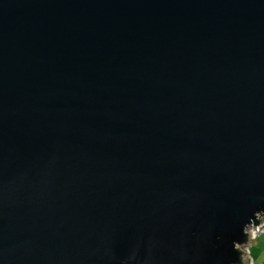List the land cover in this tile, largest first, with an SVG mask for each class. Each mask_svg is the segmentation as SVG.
<instances>
[{
  "label": "water",
  "instance_id": "water-1",
  "mask_svg": "<svg viewBox=\"0 0 264 264\" xmlns=\"http://www.w3.org/2000/svg\"><path fill=\"white\" fill-rule=\"evenodd\" d=\"M264 219V0H0V264H248Z\"/></svg>",
  "mask_w": 264,
  "mask_h": 264
},
{
  "label": "rangeland",
  "instance_id": "rangeland-1",
  "mask_svg": "<svg viewBox=\"0 0 264 264\" xmlns=\"http://www.w3.org/2000/svg\"><path fill=\"white\" fill-rule=\"evenodd\" d=\"M259 227H251L247 230L252 232L250 238V245L247 246L248 256L251 260V264H264V219ZM250 253V254H249ZM250 264V261L249 263Z\"/></svg>",
  "mask_w": 264,
  "mask_h": 264
},
{
  "label": "trees",
  "instance_id": "trees-1",
  "mask_svg": "<svg viewBox=\"0 0 264 264\" xmlns=\"http://www.w3.org/2000/svg\"><path fill=\"white\" fill-rule=\"evenodd\" d=\"M264 230V227L262 228ZM250 254V253H249Z\"/></svg>",
  "mask_w": 264,
  "mask_h": 264
}]
</instances>
